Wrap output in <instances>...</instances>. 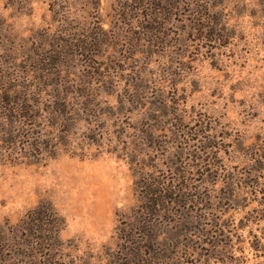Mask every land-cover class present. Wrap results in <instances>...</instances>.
I'll list each match as a JSON object with an SVG mask.
<instances>
[{
  "label": "rangeland",
  "instance_id": "1",
  "mask_svg": "<svg viewBox=\"0 0 264 264\" xmlns=\"http://www.w3.org/2000/svg\"><path fill=\"white\" fill-rule=\"evenodd\" d=\"M171 1L153 22L130 0H0V264H135L117 231L139 203L134 156L169 177L206 131L216 162L251 187L228 216L253 223L232 250L193 258L264 264L252 247L264 228V11L257 0ZM215 10L220 42L198 28ZM44 203L64 220L51 260L17 231Z\"/></svg>",
  "mask_w": 264,
  "mask_h": 264
},
{
  "label": "trees",
  "instance_id": "2",
  "mask_svg": "<svg viewBox=\"0 0 264 264\" xmlns=\"http://www.w3.org/2000/svg\"><path fill=\"white\" fill-rule=\"evenodd\" d=\"M130 2L136 8L137 15L140 14V10L145 11L146 8L148 12L145 19L153 22L158 21L159 16L166 10L165 6L172 4L171 0ZM257 2L263 12L264 0ZM175 4L173 3L174 6ZM210 14L212 16L208 15L204 19L206 24L198 28L203 33L208 31L213 36V41L218 39L220 42L224 38L223 32L227 30V26L221 22L217 11ZM262 15L264 17V12ZM99 30L101 34L93 35L91 43L94 47H100L106 39L100 27ZM84 51L86 54H92L90 49ZM5 110L15 112L17 115L22 112L20 107ZM62 110H66L64 104H58L54 108L56 113ZM25 115L27 112L21 114L23 118ZM185 133L184 137H187L190 131ZM202 135H204L202 139L197 135L198 146L191 151L189 150L191 148L187 149L182 145L183 150L179 154L181 160L175 167L168 166L170 173L166 178H162L154 170L149 171L143 162V156H134L132 170L139 203L133 214L124 220V224L121 223L122 228L117 229L122 233L120 238L129 247L128 256L133 263L186 264L184 259L187 258L191 264H196L197 260L193 258V254L200 251L199 249L205 247L214 253L232 250L236 245L233 236L239 235V231L253 223L251 218L246 217L245 224H235L231 216H228L230 207L239 206V199L243 194H247V189L251 187L231 177L221 168L219 162H216L219 148L211 143V134L206 131ZM255 182V187H259L258 178ZM259 223L264 224V219H258ZM63 225V218L50 204L44 203L26 214L17 226V231L35 236L38 240L37 245L42 246L44 256L51 260L47 253L60 249L59 234ZM256 231L258 234L253 236L256 243L252 241V247L261 257L264 255V228ZM206 259L205 261L211 259L215 262L220 261L218 257L212 256Z\"/></svg>",
  "mask_w": 264,
  "mask_h": 264
}]
</instances>
